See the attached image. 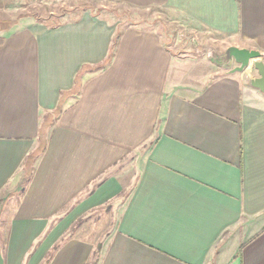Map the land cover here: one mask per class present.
<instances>
[{
    "label": "crops",
    "instance_id": "crops-1",
    "mask_svg": "<svg viewBox=\"0 0 264 264\" xmlns=\"http://www.w3.org/2000/svg\"><path fill=\"white\" fill-rule=\"evenodd\" d=\"M114 1L264 60V0ZM178 46L87 14L0 33V195L19 193L0 264H264L258 72Z\"/></svg>",
    "mask_w": 264,
    "mask_h": 264
},
{
    "label": "rangeland",
    "instance_id": "rangeland-1",
    "mask_svg": "<svg viewBox=\"0 0 264 264\" xmlns=\"http://www.w3.org/2000/svg\"><path fill=\"white\" fill-rule=\"evenodd\" d=\"M85 14L99 18L117 28V35H120L123 29L132 26L162 28L171 42L179 40L178 48L181 51L187 48L197 54L200 52L208 54L213 63L214 73L218 76L230 75L236 67L234 64L227 63L224 48L212 45L207 35L199 39L191 36L183 26L173 20L169 12L158 8L141 9L114 0H0V33L10 32L22 23H42L48 27H55L66 22H76ZM50 124L51 121L46 123L44 136L45 133L47 136ZM10 192L13 191L10 190ZM10 192L0 195V253L3 252L8 237L7 215L10 210V199L15 196L17 198L19 194ZM111 211V208L107 207L93 218L84 221L88 231L95 234V229L97 230L98 227L110 228L112 226Z\"/></svg>",
    "mask_w": 264,
    "mask_h": 264
},
{
    "label": "water",
    "instance_id": "water-1",
    "mask_svg": "<svg viewBox=\"0 0 264 264\" xmlns=\"http://www.w3.org/2000/svg\"><path fill=\"white\" fill-rule=\"evenodd\" d=\"M227 61L230 65L236 64L231 74L243 73L251 65L258 72V77L251 80V85L264 94V60L263 55L257 50L239 49L230 47L226 51Z\"/></svg>",
    "mask_w": 264,
    "mask_h": 264
},
{
    "label": "trees",
    "instance_id": "trees-1",
    "mask_svg": "<svg viewBox=\"0 0 264 264\" xmlns=\"http://www.w3.org/2000/svg\"><path fill=\"white\" fill-rule=\"evenodd\" d=\"M41 143H42V144H41V146H40V150H39V151L43 152V151H44V148H45V144H46L44 134H42V136H41Z\"/></svg>",
    "mask_w": 264,
    "mask_h": 264
}]
</instances>
